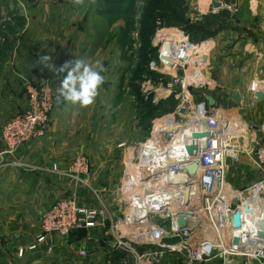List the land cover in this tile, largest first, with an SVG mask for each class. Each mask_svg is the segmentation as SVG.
Wrapping results in <instances>:
<instances>
[{
    "label": "rangeland",
    "instance_id": "rangeland-1",
    "mask_svg": "<svg viewBox=\"0 0 264 264\" xmlns=\"http://www.w3.org/2000/svg\"><path fill=\"white\" fill-rule=\"evenodd\" d=\"M227 1L229 7L213 11L210 0H0V127L20 112L9 111V99L1 92L5 66L7 62V66L14 65L12 57L17 53L29 60L47 56L46 62L54 55L60 60L59 68L84 55L85 59L81 60L100 61L104 83L95 102L87 107L59 98L57 88L62 78L43 79L51 83L54 92L47 125L50 137L46 144L66 167L80 157L89 160L90 186L85 190L91 196L90 204L98 201L97 198L102 202L101 222L108 230L125 210L122 182L129 163L135 160V152L151 138L153 127L162 125L172 114L178 117L175 113L180 100L162 93L169 77L150 69L151 63L156 62L154 37L157 32L178 30L193 43L209 42V58L220 59L217 63L221 65L213 66L209 61L207 89H193L191 94L196 102L200 96L208 94L221 103L223 94L216 93L221 89L219 83L242 82L243 79L235 78L242 71L250 76L248 90L253 82L263 86L264 44L255 50L250 44L257 38L264 41V27H261L264 0ZM58 27L65 30L63 36L58 35ZM229 30L232 35L237 33L238 43L230 56L226 53L228 45L218 50L214 44L218 33L223 34L220 43L226 42V37L231 35ZM58 39L61 43L57 44ZM67 39L71 40L70 44L66 43ZM52 42L59 45L57 55L52 53ZM71 45L72 51L68 53ZM56 71L59 72L57 68ZM41 81L30 79L21 84L19 91L22 90L25 105L26 83ZM214 107L229 116L234 115L222 104ZM243 108L252 110L250 105ZM239 118L250 123L244 117ZM119 143H124L125 147L118 148ZM52 166L49 168L55 173ZM226 178L233 185H242L253 176L240 166L230 165ZM102 232L99 228L94 235L81 232L56 237L52 240L56 252L51 258L44 256L39 264H62V258L66 260L64 264H70L69 261L73 264H134L131 257L111 256L108 239L101 236ZM87 236L91 237L86 246L83 242ZM75 247L78 250L85 247L87 258L73 257V251L69 253L68 249ZM5 261L12 264L8 259ZM21 261L30 264L25 259ZM182 261L181 256L172 253L159 257V264H182Z\"/></svg>",
    "mask_w": 264,
    "mask_h": 264
},
{
    "label": "built area",
    "instance_id": "built-area-1",
    "mask_svg": "<svg viewBox=\"0 0 264 264\" xmlns=\"http://www.w3.org/2000/svg\"><path fill=\"white\" fill-rule=\"evenodd\" d=\"M154 40L156 62L150 69L169 77L162 93L175 96L180 104L175 113L178 117L168 116L160 130L153 127L151 138L145 142H151L156 150L151 153V170H146L150 158L146 160L135 152L122 182L125 210L108 230L101 222L104 214L98 198L93 205L79 203L75 196L54 201L43 212L33 239L15 248L16 259L34 254L52 256L56 252L53 237L77 232L94 235L100 228L101 236L108 239V253L124 254L135 260L134 264H159L164 253L181 256L182 264H264V242L257 240L259 235L264 236V120L253 125L229 116L214 107L216 104L210 107L203 98L194 100L193 89L206 90L208 86L209 42L193 43L184 32L171 29L160 30ZM256 91L264 92V84H251V99ZM25 96L24 110L0 127V156L11 155L24 143L41 138L50 122L54 96L51 83L27 82ZM190 124L197 127L193 133L208 134L195 140L194 155L187 154L184 136L177 138L180 129ZM175 144L181 146L177 157L166 153ZM123 147L124 143L118 145ZM162 154L174 159V164L164 167ZM88 163L87 158L80 157L62 175H67L74 186L88 189ZM192 163L197 165L195 173L187 175L184 167ZM230 165L248 170L253 178L242 185L229 183L226 172ZM57 169L52 166L60 174ZM182 175H186L185 185L175 182ZM146 176L150 177L149 185L141 179ZM237 213L240 226L234 227L232 218ZM179 216L186 219L183 228L178 225ZM90 237L84 238V245ZM75 254L79 259L88 256L85 247Z\"/></svg>",
    "mask_w": 264,
    "mask_h": 264
},
{
    "label": "crops",
    "instance_id": "crops-1",
    "mask_svg": "<svg viewBox=\"0 0 264 264\" xmlns=\"http://www.w3.org/2000/svg\"><path fill=\"white\" fill-rule=\"evenodd\" d=\"M217 1L223 4V8L221 9L230 6L227 0ZM261 27H264V24H261ZM63 30V28L58 27V35L63 36ZM67 31L69 32V29ZM230 31L231 30H229V32ZM251 31H254V29H251ZM222 35L223 34L220 33L217 34L214 44L218 50L226 49L225 45H228L226 53L230 56L231 53L235 52L238 45L236 39L237 33L232 35L231 31V35L229 34L226 37L227 41L220 43L219 40ZM66 41L67 44H70L71 40L67 39ZM58 42L61 43V40L58 39L57 44ZM263 42L264 41L257 38L253 40L250 46L252 49H256L262 46L264 44ZM57 44L55 45L52 42V53L55 55H57L56 49H58V52L60 51L59 45ZM71 48H73V45H71V47L69 46L68 53L72 51ZM85 56L86 55L81 59H85ZM42 57L43 56H39L35 59L31 57L29 60L21 57L17 53L12 57L14 65L7 66V62L1 84V92H4V97L9 99L8 109L12 113L21 112L24 109L25 98L24 95L21 96L20 92L22 90L19 91V89L25 80L33 79L40 81L46 78L51 80L62 78L63 75L56 71V68L59 70L60 60L58 58L55 59L53 55L50 62H44ZM209 61L213 66L218 64L221 65V63H217V61H220L219 58L216 59L212 56L209 58ZM47 66H50V68H47ZM249 77L242 71L240 76H235L236 79H243L242 82L238 81L231 84L219 83L222 90L219 89L216 93L223 94L221 103H219L217 97L212 95V98L216 105L220 104L221 106L222 104V107L230 110L235 116L244 117V119L249 120L251 124L258 125L264 120V100L262 102H256L250 99L251 97H248L250 95L247 88ZM235 93H238L241 98L240 105L230 100V97ZM246 105H250L252 110L243 108ZM44 135L41 138H36L28 143H24L11 155L0 156V160H2L4 164V167L0 168V264H8L7 261H5L6 259H8L10 263L12 262V264L25 263V261L18 260L14 257V250L16 247L25 246L31 241L44 210L54 201L70 196H75L76 200L82 204L90 205L92 201L89 192L86 191L85 188L74 186L72 180L67 175H62V173L65 174L64 171L67 167L65 163H61L56 159L53 150L46 144L49 142L48 138L50 137L48 134V127L45 128ZM119 144H117V146ZM2 149L3 146L0 144V153ZM12 163H19L20 167H13ZM51 164L59 168L60 174L51 172L49 168ZM56 237L57 236L53 237L51 240H56ZM77 250L78 249L75 247L72 250L68 249V252L70 253L73 251L72 256L76 257L75 252ZM51 257L52 256H47V258ZM43 258L44 256L34 254L27 255L25 260L29 261L30 264H39V261ZM13 259L17 261L15 262ZM61 261L62 264H64L66 260L62 258ZM73 262H75V260H73ZM68 263L73 264L72 261Z\"/></svg>",
    "mask_w": 264,
    "mask_h": 264
},
{
    "label": "clouds",
    "instance_id": "clouds-1",
    "mask_svg": "<svg viewBox=\"0 0 264 264\" xmlns=\"http://www.w3.org/2000/svg\"><path fill=\"white\" fill-rule=\"evenodd\" d=\"M48 60L47 56L42 57ZM63 73L57 92L64 100L81 107H87L95 102L98 90L104 83V68L100 61L88 62L75 60L66 62L59 68Z\"/></svg>",
    "mask_w": 264,
    "mask_h": 264
},
{
    "label": "water",
    "instance_id": "water-1",
    "mask_svg": "<svg viewBox=\"0 0 264 264\" xmlns=\"http://www.w3.org/2000/svg\"><path fill=\"white\" fill-rule=\"evenodd\" d=\"M209 4H210V7H211V9L213 11H216V10H219V9L223 8V4L221 2H219V1H217V0H210ZM179 93H180V89L177 88L175 90V94L178 95ZM58 96H59V98H63L62 96L59 95V93H58ZM202 98L207 102V104L210 107H213L215 105V101L210 95L203 94ZM252 99L254 101H256V102H262L264 100V93L262 91H256V92L253 93ZM230 100L232 102H234L235 104H240L241 103V98H240L238 93H235L234 95H232L230 97ZM179 113L182 114L183 113V109H180ZM202 137H208V134H206V133H192L191 139H188V138H184L183 139V144L185 146V150H186L188 155H194L196 153L195 140L199 139V138H202ZM161 157L163 159L164 167H170V166H172L174 164V159L167 158V156L165 154H162ZM196 168H197V165L195 163H192V164L187 165V166L184 167L187 175L194 174ZM141 179H143V178H141ZM175 182L177 184H180V185H185L186 184V175H182V176L177 177ZM246 211H249V210L246 209ZM232 219H233L234 227H239L240 226V215H239V213L235 214ZM177 221H178L179 227L183 228L185 223H186L185 217L179 216ZM257 240H259L261 242H264V236L263 235H259ZM237 244H238L237 239H234L233 240L234 247H237Z\"/></svg>",
    "mask_w": 264,
    "mask_h": 264
},
{
    "label": "bare ground",
    "instance_id": "bare-ground-1",
    "mask_svg": "<svg viewBox=\"0 0 264 264\" xmlns=\"http://www.w3.org/2000/svg\"><path fill=\"white\" fill-rule=\"evenodd\" d=\"M200 2V1H199ZM263 92V91H262ZM264 93V92H263ZM157 124V123H156ZM159 126H157V127H154V128H156V130H160V128L162 127V125H160V124H158ZM194 129H197V127L194 125V124H190V125H186L185 127H183L182 129H180V131L177 133V138L179 139V138H181L182 136H184L183 137V139L184 138H188L190 135H192L191 133H193L192 131L194 130ZM183 139H182V141H183ZM188 139H191V137L190 138H188ZM181 146L179 145V144H175L174 146H172L171 148H170V150L169 151H166V153H168V154H170V155H172L173 157H177V154L179 153V148H180ZM156 152V150L154 149V148H152L151 147V142L149 143V142H147V143H145V144H143L141 147H140V151H139V155H140V157H144L146 160H147V158H150V164H149V166H148V168L146 169V170H151V153H155ZM148 179H150V177L149 176H146V177H143V180H146L145 182V184H147V185H149V184H151V182H150V180H148ZM143 184V182H141V184L140 185H142Z\"/></svg>",
    "mask_w": 264,
    "mask_h": 264
},
{
    "label": "trees",
    "instance_id": "trees-1",
    "mask_svg": "<svg viewBox=\"0 0 264 264\" xmlns=\"http://www.w3.org/2000/svg\"><path fill=\"white\" fill-rule=\"evenodd\" d=\"M197 43V42H196ZM202 98V96H200V98H199V100ZM77 233H81V232H77ZM113 257H121V258H124L125 257V255L124 254H118V253H114L113 255H112Z\"/></svg>",
    "mask_w": 264,
    "mask_h": 264
}]
</instances>
